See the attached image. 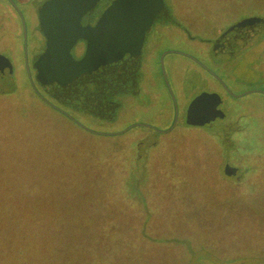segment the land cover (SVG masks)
<instances>
[{
	"label": "rangeland",
	"instance_id": "rangeland-1",
	"mask_svg": "<svg viewBox=\"0 0 264 264\" xmlns=\"http://www.w3.org/2000/svg\"><path fill=\"white\" fill-rule=\"evenodd\" d=\"M14 1L28 34L22 43L0 0V54L12 67L0 94V264H264V25L253 36L240 28L264 20V0H163L132 84L106 82L119 87L105 117L92 112L103 86L40 87L36 10L47 0ZM113 1L96 0L81 24ZM201 93L222 97L215 118L188 126ZM226 127L243 182L217 145Z\"/></svg>",
	"mask_w": 264,
	"mask_h": 264
},
{
	"label": "water",
	"instance_id": "water-1",
	"mask_svg": "<svg viewBox=\"0 0 264 264\" xmlns=\"http://www.w3.org/2000/svg\"><path fill=\"white\" fill-rule=\"evenodd\" d=\"M95 4L96 0H51L41 10L40 27L48 39L45 58L49 60L41 65L40 70L45 69L47 74L50 73V77H47L49 81L56 82L70 92H74V85L87 90L86 85L94 87L104 84L97 90L104 98L107 93L119 87L108 88L106 82L109 78L115 75L120 77L119 82L124 85L120 89L127 82L132 84L145 33L151 28L155 17L159 13H165L166 8L163 0H114L93 26H82V18ZM245 24L264 25V20L252 17L240 22L241 26ZM78 39L86 41V49L83 57L75 61L70 52ZM11 75V65L0 55V94L11 91ZM28 76L30 77L29 73ZM38 78L41 80L40 76ZM220 102L221 97L216 93L197 95L187 107L185 123L192 127L209 124L215 118L213 108ZM109 105L107 102L104 106L97 104L98 107L92 109V112L105 117L104 111H111ZM175 110L176 118V104Z\"/></svg>",
	"mask_w": 264,
	"mask_h": 264
},
{
	"label": "flooded vegetation",
	"instance_id": "flooded-vegetation-1",
	"mask_svg": "<svg viewBox=\"0 0 264 264\" xmlns=\"http://www.w3.org/2000/svg\"><path fill=\"white\" fill-rule=\"evenodd\" d=\"M7 1V4L8 5H5V7H6V9H2V13H3V20L4 21H7L8 20V17H7V13H9V14H11V15H13L14 17H15V25L17 26L18 25V23H17V19H18V21H20V28H21V39H22V43H23V40H24V42L26 41L27 42V38H26V36H27V34H28V32H27V23H26V19H25V15L23 14V11L21 10V8H19L18 7V4L14 1V3H13V1L12 0H6ZM51 0H47V1H45L44 2V4H42V6L39 8V10L37 9L36 11H37V16H39L40 15V12H41V10L50 2ZM167 12H165V14H166ZM155 20V19H154ZM243 21V20H242ZM241 21V22H242ZM154 22V21H153ZM6 23V22H5ZM5 23L3 24V28H4V26H5ZM37 27H38V32L40 33L39 34V36L41 37H39V39H38V42H39V44H40V47L41 48H43V50L41 49V53H39L37 56H36V58H34V75H35V78H36V80L38 81V84L40 85V87L41 88H43V89H45V88H47V89H49L50 87H53V86H58V84L56 83V82H52V81H49L48 79L49 78H47V77H50V76H48V74L50 75V73H48L47 74V71L44 69H42V71L40 70L41 69V65H45V61L48 59L49 60V58H45V56H46V52H47V46H48V39H47V37L43 34V32H42V30H41V27H40V25H41V20H40V18L38 17L37 18ZM95 23H91V22H87V23H85V25H82V26H84V27H90V26H93ZM152 27V26H151ZM240 28H242V29H247L246 30V32L247 33H250L252 36L255 34L254 32H252L253 30H255V26L253 25V24H245V25H243L242 27H240ZM150 30V29H149ZM148 30V31H149ZM147 31V32H148ZM146 32V33H147ZM146 33H145V38H146ZM226 35H228V34H224L223 35V40H226ZM145 38H144V41H145ZM229 41H230V43H231V45H233V42H231V38H229L228 39ZM144 41H143V44H144ZM78 42H80V47H78L79 45H77L78 44ZM224 42V41H223ZM227 43V42H226ZM219 45H220V43H219ZM76 48V50H77V57H73L72 56V54H71V56H72V58L75 60V61H78V60H80L82 57H83V55H84V53H85V49H86V41L84 40V39H78L77 41H76V43L74 44V46H73V48L71 49V51L72 50H74ZM79 48V49H78ZM216 51H218V47H217V50ZM27 52H28V50H27ZM71 53V52H70ZM168 53V51H165L164 53H163V58H164V56L166 55ZM229 53V52H228ZM142 54V48H141V52H140V55ZM219 53H217L215 56H217ZM226 54V53H225ZM1 55V54H0ZM143 55V54H142ZM143 58V57H142ZM29 59H28V57L26 56V53L24 54V52H23V62L25 63V64H27L26 62L28 61ZM50 61H51V59H50ZM141 61H142V59H141V57H140V59H139V66H138V68H137V70H136V72L138 71V69H139V71H141ZM226 62V61H225ZM39 63V64H38ZM38 64V65H37ZM40 67V68H39ZM41 77V80L38 78V77ZM30 78H31V76H30ZM214 79L216 80V81H218V83H219V85L220 86H222L221 84H220V82H219V80H217V78H215L214 77ZM222 91L224 92V93H226L227 95L229 94L228 92H227V90H226V88H223V86H222ZM247 94H251V93H244V94H241V95H247ZM260 94H263V93H260ZM264 95V94H263ZM220 96V95H219ZM231 96V95H230ZM232 98H235V97H233L232 96ZM237 99V98H236ZM221 100H222V97H221ZM188 105H189V103L187 104V106H186V110H187V107H188ZM186 113V112H185Z\"/></svg>",
	"mask_w": 264,
	"mask_h": 264
},
{
	"label": "trees",
	"instance_id": "trees-1",
	"mask_svg": "<svg viewBox=\"0 0 264 264\" xmlns=\"http://www.w3.org/2000/svg\"><path fill=\"white\" fill-rule=\"evenodd\" d=\"M101 86H104V84L101 85ZM110 93H112V92H110ZM106 95H105V97H106ZM92 97L95 99V101H98L99 104L100 103H103V101L106 102L105 97L102 98V95H100V93H98L97 91L92 95ZM109 104L112 105L111 103H109ZM98 106L100 107V105H98ZM94 107L97 108L96 106H94ZM221 119H222V117H221ZM223 123L226 126H230V127L232 126L230 124V121H228L227 119L223 120ZM225 129L226 130L222 129V131H223L222 134L217 138V141H218L217 142V145L220 146L221 151H222L223 146L226 147V149H225V151H226V153H225L226 158H231V155H232V159L231 160H234V161L236 160L235 161V166H237V168L235 167V169L232 170L231 167H229V166L227 167V169H231V171H232V173H229L230 176H233V173H234V175H237L238 180L240 182H243L244 178L246 177V171H245V169L243 170L241 167L243 165V162H246V160H245V158H243V157L241 158L240 156L237 155L238 154L237 152H240V150L232 144L231 134L233 132V128L232 129H230V128L227 129V127H226ZM256 154L258 155L257 158L255 159L257 161H258V157H262L263 158V156H264V153H261V152H259V153L257 152ZM234 156L236 158H234ZM259 167H262V165H260ZM227 169H226V171H227ZM261 174L264 175V171L263 170H261ZM259 178L260 177H255L254 178V182H256L257 179H259ZM263 180H264V178H263Z\"/></svg>",
	"mask_w": 264,
	"mask_h": 264
},
{
	"label": "crops",
	"instance_id": "crops-1",
	"mask_svg": "<svg viewBox=\"0 0 264 264\" xmlns=\"http://www.w3.org/2000/svg\"><path fill=\"white\" fill-rule=\"evenodd\" d=\"M199 95V94H198ZM186 114V113H185ZM219 118H221V116H218Z\"/></svg>",
	"mask_w": 264,
	"mask_h": 264
}]
</instances>
